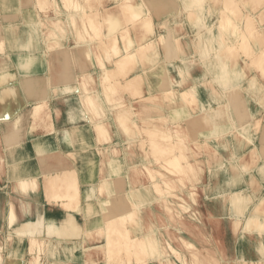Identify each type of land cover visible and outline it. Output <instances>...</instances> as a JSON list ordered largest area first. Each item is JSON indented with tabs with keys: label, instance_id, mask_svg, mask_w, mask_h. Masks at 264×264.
Instances as JSON below:
<instances>
[{
	"label": "crops",
	"instance_id": "obj_1",
	"mask_svg": "<svg viewBox=\"0 0 264 264\" xmlns=\"http://www.w3.org/2000/svg\"><path fill=\"white\" fill-rule=\"evenodd\" d=\"M117 1L100 0L95 4L100 5V8L106 6L118 11L114 9ZM144 2L150 11L155 28L154 34L146 33L144 30L143 34L146 33L145 39H154V46L159 52L162 63V70L156 74V79L151 84L145 85L146 97L159 95L168 88L170 75L166 73L165 59L168 55L177 57V52L182 49L186 59H192L189 63L191 66L176 67L170 71L171 76L174 80H180L181 71L186 72L187 78L183 79V86L199 84L195 86V91L200 97L199 104H202V101L217 107L218 102L212 99V93L223 95L220 92L225 87L217 80L220 74L217 66L209 67L207 61L209 58L203 49L207 44L210 49L213 47L217 51L219 43L229 42L231 35L228 32L211 30V33L205 34L206 42H204L205 36L198 41L197 29L193 25L195 23L186 13L191 6L187 9L185 0H144ZM36 4L37 0H0V251L2 262L3 264H32L34 258L31 254V240L35 238L59 242L53 249H45L40 253L41 264L55 260L68 264H108L106 255L100 249L105 239L101 236L97 239L93 238L98 235L99 226L106 221L105 202H116L119 198L125 197L114 184L119 188L120 182H126L132 191L142 189L144 197L141 200L144 202L139 201L142 205L157 201L159 198L152 190L153 179L143 170V162L153 157L151 153L147 155L149 140L146 136L128 135L120 124L118 113L113 109V105L123 99L129 100L132 103L125 106L131 105L132 113L138 109L136 113H139L142 119H153L152 121L157 123L158 120L167 118L169 124L172 114L171 105L164 97L159 98L158 101L133 100L129 91L123 87L124 78L121 76L113 78L110 83L105 82L101 60L103 63L107 61L98 49L99 41L91 42L89 35L79 38L69 31L60 32L59 29L56 35L51 36L52 38L48 37L47 32L55 26L54 21L43 20L45 13ZM217 7L212 5L210 8L208 6L207 9H203L204 13L202 12L201 16L205 15V28L216 21ZM71 11L72 9L66 5L65 1L57 0L54 8L51 7L48 13L58 22L59 18L67 16ZM177 12L181 13L169 20L167 25L160 24L166 17ZM64 22L62 21L57 27H71ZM160 34L164 35L163 41L160 40ZM131 35L137 39L138 43L144 40L143 37L139 38L138 26L132 27ZM220 35H223L225 40ZM87 41H90L91 46L86 45ZM166 42L168 51L163 48ZM246 58L242 53L232 71L243 68ZM141 63V66L151 65L150 62ZM82 76L87 77L88 86L84 89L81 84L82 87L79 90L78 80ZM206 79L213 82L209 88L201 84ZM109 89L115 91L110 93V99L106 95ZM85 91L95 97L96 105L100 107L98 116L89 112L84 100L85 96L83 97ZM243 96L247 101V111L240 109L238 114L236 112L232 114L229 111L230 114H226V121L216 119L207 123L201 117L202 107H198L195 103L194 110L191 104L182 103L180 100L176 105L180 113L173 118V121L186 125V113L183 107L190 110L196 118L200 117L195 133L201 140L205 135H210V130L213 133L217 129L228 131L233 128L235 122L245 125L244 129H237L231 135V141H228L225 147H218L220 144L210 136L207 137L211 141L210 145L200 149L194 146L197 150L196 155L190 152L194 169L202 175L200 179L193 180V183L199 187L212 189H207L205 193L201 188L199 195L201 210L207 209L204 212L206 220L208 219L206 223L209 225L206 230L210 239L208 246L215 250L217 257L221 254V258L218 259L219 264H226L224 256L230 260L228 264H236L233 258L241 254L250 263L260 259V255L256 252L255 240L261 235L258 232L242 231V227L235 223L233 206L221 197L223 196L221 193L217 194L234 186L246 188L250 195L254 194L258 185H255L256 187L251 185L250 174L247 175L249 177H246V180L235 182L237 185L233 182V174L243 170L254 173L256 179L261 184L264 183L261 174L264 169L260 166L264 160V143L262 144L259 139L260 136L254 141L255 135L259 133L258 130L263 129L264 126V114L261 112L264 104L258 102L261 95L253 94L249 89L243 91ZM224 99L226 100L223 97L219 106L226 104ZM41 103L44 107L36 114L33 108ZM103 108H107L108 111ZM137 119L138 123H143V120ZM96 123L104 124L108 133L107 139L101 137V130L97 129ZM78 129L80 131H77ZM129 139L135 140L130 149L124 147ZM102 145H107L109 150L115 147L119 149L117 155L119 160L117 167L113 170L111 167L103 166L100 154ZM254 148L257 149L259 157L257 160H261L260 162L251 157ZM166 157L168 155H165L162 161H165ZM156 165H153V168ZM64 167L78 172L79 184L82 188L81 209L78 213L64 210L59 206L51 207L41 187L36 193H30L29 197L27 194L14 190L18 177L38 176L41 180L43 175L54 173ZM129 167L135 169H130L131 173L134 171L132 175H135L128 182L125 172ZM103 171L108 175L111 174L113 187H110V191L107 187L102 192L93 187L100 181ZM163 173L166 179L170 180L169 173L165 170ZM163 185H165L164 182ZM145 186H148L150 191L145 190ZM178 187H181V184ZM27 198L31 200L29 206L24 205ZM132 200L138 202L135 197ZM12 203L16 213L13 224H11L10 216ZM115 204L118 205V203ZM130 208L131 204L125 201L118 205L115 213H125ZM147 219L154 221V217L150 214ZM139 232L141 231L137 233Z\"/></svg>",
	"mask_w": 264,
	"mask_h": 264
},
{
	"label": "bare ground",
	"instance_id": "obj_2",
	"mask_svg": "<svg viewBox=\"0 0 264 264\" xmlns=\"http://www.w3.org/2000/svg\"><path fill=\"white\" fill-rule=\"evenodd\" d=\"M64 1L66 5L72 9V11L69 12L67 16L59 18V21L62 22L65 20L67 21L69 26L71 25V27H68L67 30L69 32L71 31V34H74L79 38H84L89 35L91 37V42H94V40L99 41L98 49L100 50L102 55L105 56L104 59L107 61V63H103V61L101 60V63L105 65L106 68V70L103 69L105 72L104 81L107 83L111 82L109 76L114 75L115 71H117L115 70V63L119 62V64H116L118 65L117 67L119 68V72H121L122 70L125 72L124 76L119 75L121 77H124L125 81L123 83V87L135 97V100L139 101L140 99H151L152 101H158L159 95H151L148 98L146 97L144 90L145 85L147 83L151 84L152 81L156 79V74L160 73L162 70V63L160 62L159 52L157 51V49H155L154 39H145L146 33L154 34L155 25L152 21L151 15L149 22H146V24H136L135 26L139 27V38L143 37L144 40L138 43L137 39L131 35V25H134V22L138 21L141 17L144 20V18L148 16V14H150V11L147 9L146 5H143L141 3V0L139 1L140 5H136L135 1L133 0H118L117 6L114 7V9H118V11H114L106 6H103L102 8H100V5L96 6L95 3H99L100 0ZM185 4L187 5H185L187 9L191 6L186 13H188L190 20H193V22L195 23L193 25L197 29L196 35L198 41L203 39L205 36L204 42H206L207 35L205 34L211 33V30H214V32L215 30H217V32H228L231 35L232 41L230 40L229 42H220L217 51L213 47L210 49L207 44L205 46V49H203L206 51V53H210L211 51H213L214 54L215 51V55H211L209 57V59H212V63L209 64V67L214 68L217 66L220 73L219 77H217V80L219 84L225 87V89L220 92L223 95H219V93H212V99L216 100L219 106V104L223 101V97H225L226 100H224L226 104L223 105V103L219 107L206 104L202 101V104H199L200 97L195 91V86L199 84H191L184 87L183 79L187 78V75H185L186 72L184 71H181L182 75L180 80H174V78L170 74V71H172V69L176 68L177 66L180 67L181 64L184 67H189L191 66L189 63H191L192 60L191 58L186 59L184 51L182 49H179V52H177L176 50L179 56L177 55V57H174L173 55L167 54L168 56L165 59V63L167 66L166 73L168 74V76L170 75V77L168 88L163 91V97L165 94L166 98H164L165 100L169 101L173 114H171L169 120L170 124H168V126H162L159 121L157 123L153 122V119H142L139 116L140 114L136 113L138 109L136 111H133L132 113L130 111V108L132 106H125L126 104L132 103L129 100L126 101L125 99H123L113 105V109L124 117V120H120V124H122L123 128L125 129V132H127L128 135L137 134L138 136L144 137V135L147 134V138L149 140V149L147 155L151 153L153 157L151 160L149 159L146 162L144 161L143 164L150 168L151 171H153L151 174V179H153L152 190H154L153 193H156L159 197L157 201H151L149 204L144 203L142 205V203H139V201L144 202V200H141L142 197H144V194H142L144 192H139L138 190L134 191L133 197H136L138 200V202H135L130 196L128 184L121 182L119 185L120 187L117 189H120V193H123L125 197L119 198L116 202H105L106 206L104 211L106 221L103 225L99 226V229L97 230L98 235L95 236L93 239H97L99 236L105 239L104 242L101 243L100 247L105 249V253L107 255L117 251L123 252V254L124 252H127L129 259L126 260V262L124 261V263L122 262L124 260V258L122 257L123 260L119 261L120 264H140L142 261L139 258V253L144 250L146 251L145 254H147L146 249L148 248V245L155 246V248L158 246L159 242L155 237V235L158 234L157 227L159 224L157 222V219L159 218L164 221L167 219L166 216L162 217V213H160V211L165 209L163 207V202L168 203L167 208L171 213V215L168 217V220L172 218L186 220V222L184 223L185 226L182 227H186V229L190 230V232H186L187 235L183 233H180L178 235L179 248L178 246L176 247L171 243L161 246V248L165 247V249H162L160 252H164L166 250L165 255L156 254L153 247V250L151 251L153 252V254H151L154 256L151 259H153L154 261L157 260L159 261V263L157 261L154 262L153 260L151 262L148 256L146 258V262L145 259L143 260L144 264H189L186 259V256H182V254L184 253H182L181 251H183V249H196L198 248L199 244L203 245L204 242L200 236L201 230L196 228L194 220L189 221V219H186L187 216L192 213L193 206L199 204L198 196L192 198L193 196H190V194L188 195L189 197H187L185 194L179 192V187L177 185V183L185 176V174L189 173L190 168L191 170L194 169V162L192 161L193 159L190 155V152L193 153V150L195 149L192 144L188 142L192 138H194L196 141H199L200 144L204 143L210 145L211 141L208 138L212 136L220 144L218 145V147H225L227 146L226 143L228 141H231V135L235 132L232 131V129H234L235 127L240 130L245 128L244 124H237L233 117L235 125H233L232 129L228 131H225L223 129H217L214 133L212 132V130H210V135H205L204 139L201 140L198 136H196L195 133V130L198 127L200 121V119L198 118L200 117L197 116L196 118V116L192 114L190 110L183 107V110L185 109L186 113V125L183 126V123L173 121L174 116H176L179 112V109L176 106L178 104V101L180 100V102L182 103L186 102L188 104H191L194 110L195 103L198 105V107H202L203 109L201 111V117L203 118V121L207 123L213 122L216 119H223L224 121H226V114H230V112L232 114L233 112H236V114H238L240 109H245L247 111V101L244 99L243 96V91L247 89L257 90L256 94L261 95L258 98V102L264 104V0H185ZM212 5L213 7L219 6L216 8L217 14L215 16L217 17V19L213 22L212 25L205 28V15L201 16V14L204 13L203 9H207L208 6L210 8ZM180 13L181 12L171 14L170 17H166L165 20L160 24L167 25L169 23V20L176 17V15ZM43 17V20L47 19L49 21H54V23L57 22L52 16L43 15ZM213 26H215L214 29ZM143 29L146 32H144V34ZM168 31L170 32V29H168ZM50 36H52V34ZM221 36L224 37L223 35H220V37ZM159 37L160 40H164L163 34H160ZM109 38L112 39L111 44L109 42L111 39L109 40ZM223 39L225 40V37ZM213 40H215V37H213ZM88 44L89 46H91L90 41L86 42V45ZM163 48H165L166 51L169 50L167 42L166 45L163 46ZM242 53L244 55L249 54L244 60L245 63L243 68L234 69L232 71L233 66L236 64L238 57ZM214 59L216 60L214 61ZM176 60H181L182 63H176ZM142 61H145L146 63L150 62L149 64L151 65L148 67L147 65L141 66ZM131 62L135 63V67L134 73H132V75H129L133 70L129 68V66L131 68L133 67L131 65ZM112 68L114 72L113 74L112 70L110 71V69ZM236 78L237 80L235 81ZM78 81L80 82L79 90H81V84L83 85L84 89L87 88L88 80L86 76H82V78H79ZM201 84L209 88V86L212 85L213 82L209 79H206L203 80ZM175 85H177L178 87ZM107 91V98L110 99V93H114L115 91ZM98 98L99 97H97V99ZM84 100L90 113L96 116L100 114V107L96 105L95 97L93 95L88 93L87 95H85ZM42 104L43 103L34 106L33 110H35L36 114L41 111ZM98 105L100 106V103H98ZM103 109L106 110L107 108ZM106 111H108V109ZM137 118L141 119V121L143 120V123H138ZM164 120L167 119L165 118ZM96 125H98V123H96ZM174 125H179V130L175 131L172 128L175 127ZM99 129L101 130V137H106L108 135L105 127H100ZM77 131H80V129H78ZM107 138L108 137H106V139ZM186 140H188V142ZM134 141L135 140L133 139L127 140L128 143L124 147L130 149ZM102 146L103 147H101L100 149V154L102 157L103 166H105V168L111 167L112 170L115 169L119 160V158L117 157L119 149L115 147L112 150H109L107 149V145ZM256 151V148L252 150L251 157ZM130 153H132V151H130ZM196 154L197 153L194 151V155ZM165 155H168V157H166L167 159H165V161H162ZM155 164L157 165L155 166V168H153V165ZM245 166L247 169V165ZM164 170L169 173L170 180L166 179V177L164 176ZM104 172L105 171H103L102 173L100 181L93 185V187H96V189L101 192L105 190L106 187L108 189L109 187H113L111 174L108 175V173ZM247 173L248 170H243L238 173H234L232 178L235 179V181L237 179L242 181L246 178L245 175H247ZM41 179H43V181L46 183V186H51V192H49L48 195L54 198L52 199V204L54 203L57 206L63 208L64 210H71L73 213H78L80 211L82 188L79 184L78 172L75 169L64 167L54 173H47L43 175ZM197 179L200 178L196 177V180ZM39 180L40 178L38 176L18 177L14 184V190L16 192L27 194V196L29 197L30 193H34L37 191ZM193 180H195V178ZM193 180L192 183L186 186L185 192L189 191V193L192 192L194 194H198L201 188L205 191V193L208 190H212L211 188H204L203 186L199 187L197 184L193 183ZM163 182L165 185H163ZM114 185L117 187L116 184ZM145 190H147L146 186ZM226 192L230 194V204L233 206L235 220L239 221L241 218H245L243 224L244 229L248 228V226H251L255 223L258 225H260V223L264 224V218L260 219V215L257 212L249 216H244V212L247 208L246 203L249 202L250 197H246L242 194V188L238 189L234 186V188L217 192V194L221 193L222 195H224ZM260 192H262V194L264 195V183L261 184L257 191H255V195H260ZM176 199L178 202H176ZM125 201H128L131 204V208L125 213L116 214L115 210H118V205L122 202L124 203ZM30 203L31 200L28 199L24 205L29 206ZM115 203H118V205ZM155 205L162 208V210L160 208V210L156 209ZM142 210L149 212L150 216L153 215L154 221H152L151 219L148 220L147 217H149V215L145 217L144 213H142ZM199 211L200 209L194 208V216L197 215ZM10 216L11 224H13L16 217L14 203L11 204ZM159 216H161V218ZM144 228H146L147 231H144ZM134 229H136L137 231H135ZM132 230H134L135 232H132ZM138 231L141 232L137 233ZM31 243V248L35 249L32 264H41L40 253L42 251H45V249H53V247L59 242L33 238L31 240ZM42 246H44L45 248H43ZM259 249L260 252L264 254V244L262 242ZM131 252L134 253L132 254ZM123 254L120 253L119 255L122 256ZM117 255L118 254H116L115 257ZM176 256H178V259H176ZM139 260L141 262H139ZM201 260L203 261V264H209L206 263V255H202ZM234 260L238 261L239 258L235 257ZM0 264H3L1 251ZM43 264L68 263L55 260L46 263L43 262ZM257 264H264V260H260V262H258Z\"/></svg>",
	"mask_w": 264,
	"mask_h": 264
},
{
	"label": "rangeland",
	"instance_id": "obj_3",
	"mask_svg": "<svg viewBox=\"0 0 264 264\" xmlns=\"http://www.w3.org/2000/svg\"><path fill=\"white\" fill-rule=\"evenodd\" d=\"M64 1V0H63ZM133 1H135V4L137 5H140L139 4V1L140 0H133ZM142 2V4L143 5H146L145 4V2H144V0H141ZM37 3H38V5H39V8L40 9H42L43 10V12L45 13V15L44 16H50V13H48V11H49V9L51 8V7H53L54 8V6L56 5V3H57V0H45V1H42V0H38L37 1ZM45 3V4H44ZM244 6H246V5H244ZM45 7H47V8H45ZM48 10V11H47ZM49 15H48V14ZM137 19V18H136ZM47 20V19H46ZM149 20H150V14H148V16H146L145 18H144V20L142 19V17L138 20V21H136V22H134V25L132 24L131 25V29H132V26H133V28L136 26V24H141V23H143V24H146V22H149ZM65 21V20H64ZM126 21H127V19H126ZM66 23H67V21H65ZM64 22V23H65ZM129 22V21H128ZM59 24H61V21H59L58 22ZM58 23L56 22V23H54V25L57 27V25H58ZM130 23V22H129ZM133 23V22H132ZM67 25H68V23H67ZM55 26L53 27V29H49V31L47 32V36L48 37H51L50 35L52 34V37L54 36V35H56V33H57V31H58V29L59 30H61L60 32H66L67 30H68V28H65V27H62V26H60V27H57V28H55ZM52 30V31H51ZM144 30V29H143ZM54 31V32H53ZM71 32V31H70ZM55 33V34H54ZM54 34V35H53ZM51 37V38H52ZM111 38H109V40H110ZM110 42V44H111V42H112V39L109 41ZM201 51H202V49H201ZM146 52V51H145ZM203 52L205 53V55H208V58L211 56V55H215V51H214V54H213V52L211 51L210 53H206V51L205 50H203ZM142 55H145V54H142ZM141 55V56H142ZM247 55H249V54H247ZM247 55H245V56H247ZM117 61V60H116ZM208 61V65L209 64H211L212 63V59H208L207 60ZM142 62H145V61H142ZM181 62V61H180ZM132 63V62H131ZM131 63H129V64H131ZM182 63V62H181ZM102 64V63H101ZM116 64H119V62L118 63H115V70H117V71H115V73L113 72V68L112 69H110V71L112 70V74L114 73V75H110L109 76V79L110 80H112L113 78H116V76L118 77L119 75H121V76H124V71L122 70L121 72H119V68L117 67L118 65H116ZM133 67L131 68L130 66H129V68L132 70L131 71V73H134V65H135V63H132L131 64ZM143 66H145V65H143ZM177 67H179V66H177ZM180 67H182V64L180 65ZM184 67V66H183ZM104 70H106V68H105V65H103V67H102ZM121 70V69H120ZM183 72V71H182ZM118 74V75H117ZM80 79L82 78V77H79ZM124 78V77H123ZM125 81V80H124ZM230 85V84H229ZM228 86V85H227ZM247 89V88H246ZM257 89V88H256ZM248 90V89H247ZM250 91H251V93H253V94H256L257 93V90H254V89H249ZM79 94H81V93H79ZM88 94V92L87 91H85V93H84V96L85 95H87ZM130 94V93H129ZM131 95V94H130ZM134 99L133 100H135V97L133 96V95H131ZM163 97V93H161V94H159V98H162ZM164 97L166 98V96H165V94H164ZM130 98V97H129ZM44 107V104H42V108ZM41 108V109H42ZM251 108V107H250ZM251 109H254V108H251ZM260 111V110H259ZM261 112L264 114V108L261 110ZM179 113V112H178ZM178 113H177V115H178ZM173 115V114H172ZM176 115V116H177ZM98 116V115H97ZM117 116H118V119H119V121L121 120H124V117L120 114V113H118L117 114ZM167 119V118H166ZM158 121H160L159 123L163 126H168V122H167V120H164V119H161V120H158ZM97 126V129H99L100 127H105L104 126V124H102V123H98V125H96ZM175 127H172L175 131L176 130H179V125L177 126V125H174ZM184 126V125H183ZM238 128L237 127H235L234 129H232V131H235L236 132V130H237ZM259 131V133H257V135H255L256 137L254 138V141H256L257 140V138H258V136H260V138L259 139H261V142H262V144L264 143V126H263V129L261 128L260 130H258ZM184 133V132H183ZM144 136H146V139H147V134H145ZM159 138H161V137H159ZM187 142H188V140H186ZM188 143H191L192 144V146L194 147H196V148H198V149H200V148H202L203 146H208L207 144H200L199 143V141H196V140H190ZM201 146V147H200ZM196 148H195V150H193V153H194V151L197 153V150H196ZM252 159H254V160H256L257 162H260L259 160H257L259 157H258V154H257V151L254 153V155H252ZM146 162V161H145ZM262 165V166H261ZM260 166H261V168H263L264 169V160L260 163ZM130 169H132V170H135L133 167H129L128 168V170L125 172V177H126V179H128V182H129V180L131 179L132 180V178H134V175L135 174H133L132 175V173L134 172H132L131 173V171H130ZM143 170L144 171H146V173L147 174H149L150 176H151V174H152V172L153 171H151L150 170V168H148L147 166H145L144 165V168H143ZM250 174V181H251V185L254 187L255 185H258L257 186V188H255V191H257V189H259V187L261 186V182H259L258 181V179H256V176L254 175V173H252V172H248L247 173V175H249ZM262 174V176H263V178H264V172L263 173H261ZM222 175V174H221ZM247 175H245V177H247ZM199 177V178H201V176L202 175H200V172L197 170H195V169H192L191 170V168L189 169V173H187V174H185V176L177 183V185H179V184H181V187H179V192H181L182 194H185L187 197H189L188 195H190V196H193L192 198H194V197H197L198 196V200H199V204H197V205H194L193 206V211H192V213H190L189 214V216H187V218L186 219H189V221L190 220H194V222H195V224H196V228L197 229H199V230H201V234H200V236H201V238L203 239V245H201V244H199V246H198V248H196V249H191V250H184L183 249V251H181L182 253H184V254H182V256H186V259H187V261L189 262V264H203V261L201 260V256L202 255H206V263H212V264H219V257L221 258V254H219V256L217 257V255H216V253L214 252L215 250L211 247V246H208L209 244H210V239H209V236H207V229H208V219L206 220V215H205V212L207 211V209L205 208L204 210H201V204H200V195H199V193L200 192H198V194H194V193H192V192H190L189 193V191H187V192H185V188H186V186L187 185H189L190 183H192V180L195 178V180H196V177ZM249 177V176H248ZM247 177V178H248ZM220 179L222 178L221 176L219 177ZM247 178H245L244 180H246ZM232 179V178H231ZM237 181H240L239 179H237L236 181H235V179H233V182L235 183V182H237ZM258 181V182H257ZM121 183V182H120ZM125 184H128V183H126V182H124ZM235 184H237V183H235ZM120 185V184H119ZM128 186H129V184H128ZM38 187V189H37V191L39 190V188L41 187L43 190H44V194H45V198H46V200H47V202L49 203V205L52 207V205H54V206H57L56 204H52V199H54V198H52V197H50L49 195H48V193L49 192H51V186H46V183L43 181V179H41L40 180V182H39V185L37 186ZM256 187V186H255ZM71 188H73V187H71ZM116 188H118V187H116ZM235 188H238V189H240L241 187H238V186H235ZM129 189V188H128ZM146 189L149 191V187H147L146 186ZM246 188H242V191H243V195H245L246 197H250V199H249V202L248 203H246V206H247V208H246V210H245V212H244V216L245 215H251V214H253V213H255V212H257L259 215H260V219L261 218H264V195L262 194V192H260V195H255V193L254 194H249V192H248V190L246 191L245 190ZM36 191V192H37ZM109 191H110V187H109ZM129 191H130V196H131V198L133 199V193H134V191H136V189H133V191L132 190H130L129 189ZM138 191L139 192H143V190L142 189H138ZM183 191V192H182ZM36 192H34V193H36ZM263 195V196H262ZM215 196H217V195H215ZM254 196V197H253ZM223 199H226V200H228V203H230V194L228 193V192H226L223 196H221ZM255 197H257V200H255ZM136 198V197H135ZM137 199V198H136ZM250 200H251V202H250ZM176 202H178L177 201V199H176ZM163 207L166 209H164V210H162V208H160V207H158L157 205H155V208L156 209H158V210H162V211H160V213H162L161 214V216L163 217V216H166L167 217V219L164 221V220H161V219H157L156 221L158 222V227H157V233L158 234H156L155 235V237H156V239H157V241L159 242V244H160V246H159V244H158V246L155 248V246H152V245H148V248L146 249L147 250V254H145V252L146 251H141L140 253H139V258H140V260L142 261H140L139 260V262H141L142 264H144V259H145V262H146V258L149 256V258H150V260H153V259H151V258H153V256L154 255H152L153 254V252H151L153 249V247H154V251L156 252V254H162V255H165L166 254V250L163 252H160L162 249H165V247L164 248H161V246H163V245H166V244H168V243H171V244H173V245H175L176 247L178 246V248H179V244H178V235L180 234V233H183V234H186L187 235V233L186 232H190V230H188V229H186V227L185 228H183L182 226H185V222H186V220H183V219H174V218H172V219H170V220H168V217L171 215V213H170V211H169V209L167 208L168 207V203L167 202H163ZM204 206L202 205V208H203ZM160 208V209H159ZM194 208L195 209H200V211L197 213V215H195L194 216V214H193V212H194ZM168 211V212H167ZM205 211V212H204ZM142 213H144V216L146 217V216H148L149 215V212H147V211H144V210H142ZM153 216V215H152ZM161 216H159L160 218H161ZM235 217V216H234ZM195 218H196V220H195ZM244 221H245V218H241L239 221H237V220H235V223H236V225H238V226H240V228L242 227V231H244V232H258L259 233V235H261L260 237H258V238H256V240H255V242H257V245H256V252H257V254L258 255H260V259H258L257 261H255V262H252V263H250V262H248L247 260H245V258H244V256L241 254V256H236V257H238L239 258V262L238 261H235L234 260V262L236 263V264H257L258 262H260V260H264V254H262L261 252H260V245H261V242L264 244V224L263 223H260V225H258V224H253V225H251V226H248V228H246V229H244L243 228V224H244ZM207 222V223H206ZM247 224V223H246ZM205 226V227H204ZM222 227L224 228L225 226L222 224ZM190 228H192V227H190ZM178 229H180V230H182V231H180V230H178ZM135 231H137L136 229H134ZM134 230H132V232H135ZM191 230H193V229H191ZM131 231V230H130ZM144 231H147L146 230V228H144ZM136 234V233H135ZM159 239V240H158ZM254 242V243H255ZM43 248H45L44 246H42ZM150 247V248H149ZM48 248V247H47ZM159 248H161V249H159ZM41 249V248H40ZM101 249V251L106 255V259H107V263L108 264H120V262L119 261H122L123 260V258H124V260L122 261V262H126V260H128L129 259V256H128V254H127V252H124V254H123V252H112V253H110L109 255H107L106 253H105V249L104 248H100ZM149 249V250H148ZM151 249V250H150ZM34 250L35 249H32L31 248V254H32V256H33V254H34ZM159 250V251H158ZM148 252H149V254H148ZM160 252V253H159ZM120 253H122L123 255L121 256V255H119ZM132 253V252H131ZM134 253V252H133ZM132 253V254H133ZM152 253V254H151ZM113 254V255H112ZM116 254H118L116 257H115V255ZM155 254V255H156ZM143 258H141V257ZM179 256V255H178ZM178 256H176L177 258L176 259H178ZM123 257V258H122ZM222 257H223V255H222ZM227 256H224V261L226 262V264H228V261H230V260H227ZM119 259H121V260H119ZM234 259V258H233ZM220 260H222V259H220ZM110 261V262H109ZM131 261V260H130ZM154 261V260H153ZM157 261V260H156ZM156 261H154V262H156ZM124 262V263H125ZM158 263H159V261H157ZM140 263V264H141Z\"/></svg>",
	"mask_w": 264,
	"mask_h": 264
}]
</instances>
